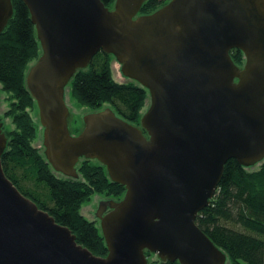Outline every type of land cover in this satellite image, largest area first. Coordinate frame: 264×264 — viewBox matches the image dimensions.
I'll use <instances>...</instances> for the list:
<instances>
[{
    "label": "water",
    "instance_id": "95a60500",
    "mask_svg": "<svg viewBox=\"0 0 264 264\" xmlns=\"http://www.w3.org/2000/svg\"><path fill=\"white\" fill-rule=\"evenodd\" d=\"M40 55L25 85L42 128L51 169L79 179L81 161L105 168L121 199L86 210L107 255L96 257L4 175L8 138L0 122V264H227L195 220L209 205L224 165L264 161V0H169L141 15L147 0H21ZM0 0V34L13 17ZM231 50L242 53L238 66ZM98 52L121 78L147 91L139 124L106 106L82 114L77 135L65 89Z\"/></svg>",
    "mask_w": 264,
    "mask_h": 264
},
{
    "label": "trees",
    "instance_id": "16d2710c",
    "mask_svg": "<svg viewBox=\"0 0 264 264\" xmlns=\"http://www.w3.org/2000/svg\"><path fill=\"white\" fill-rule=\"evenodd\" d=\"M114 1L101 0L108 8ZM168 1L147 0L140 14H150ZM11 3L13 17L0 34V85L11 95L6 115L15 125L14 131L6 132L8 145L1 157L4 175L24 197L67 227L78 244L96 257H105L99 223L86 220L80 208L93 194L119 200L124 188L111 183L105 168L95 161H81L77 180L56 175L44 154L32 146L37 127L29 111L36 110V105L26 89L25 75L29 63L39 57L40 47L27 8L21 0ZM230 55L236 65H243L240 51L231 50ZM111 59L103 52L96 53L89 67L71 79L70 94L92 112L108 106L116 116L138 125L147 91L134 82L114 81ZM69 129L72 135L80 131L77 127ZM195 223L226 253L229 264H264V162L257 171L249 172L235 160L227 161L213 198L198 213ZM145 255L149 261L153 254ZM149 264L179 263L157 260Z\"/></svg>",
    "mask_w": 264,
    "mask_h": 264
},
{
    "label": "rangeland",
    "instance_id": "374dc122",
    "mask_svg": "<svg viewBox=\"0 0 264 264\" xmlns=\"http://www.w3.org/2000/svg\"><path fill=\"white\" fill-rule=\"evenodd\" d=\"M34 62L35 61H32L31 63H29V65L27 66V70ZM115 64H117V62L112 58L111 62H110V68H111V75H112L113 80L116 81L117 83H122V84L131 83L132 81H130L129 79L121 78V75H120L119 71L117 70V67L115 66ZM11 102H12L11 95L4 92L2 90L1 85H0V122H3L4 133L11 132V131L15 130V125L12 122V118L10 116L6 115L7 111L10 108ZM65 103L71 112L70 118L68 120L69 127H72V128L77 127L78 130L82 129L83 122H82L81 115L86 114V113H91L92 112L91 109L86 107V106L80 105L74 98H72V96L70 94L69 87H67L65 89ZM148 104H149V99L146 100L145 106L142 109V113H144L146 111ZM29 113L31 115L33 122L35 123V126L37 127L36 138L34 139L32 146L37 148L39 150V153L43 154L42 151L44 150V148H43V146H40L42 143V128H41L39 121H38L37 109L33 110V111H29ZM69 131H70V129H69ZM260 165H261V163L255 165L253 167L247 168V170L249 172L257 171L259 169ZM56 175L62 176V175L57 174V173H56ZM62 177H64V176H62ZM109 198L110 197H106L104 195L93 194L86 202H84L82 204V206L80 208L81 215L86 220L91 221V222H95L96 224H98L97 219L96 218L94 219L92 214H88L86 210L97 208L98 200L109 199ZM113 200H115V199H113ZM157 260H158L157 257L155 255H152L151 258L149 259V262H157ZM227 264H229V262Z\"/></svg>",
    "mask_w": 264,
    "mask_h": 264
}]
</instances>
